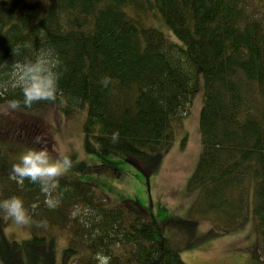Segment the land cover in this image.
<instances>
[{"label":"trees","instance_id":"trees-1","mask_svg":"<svg viewBox=\"0 0 264 264\" xmlns=\"http://www.w3.org/2000/svg\"><path fill=\"white\" fill-rule=\"evenodd\" d=\"M263 2L0 0V103L55 106L70 121L82 113L85 151L121 154L148 179L191 113L199 74L205 84L203 149L188 186L197 195L187 217L161 222L151 203L135 198L111 205L94 184L77 178L60 177L45 193L0 163V200H23L31 232L22 240L8 235L12 219L0 209V264H98V252L111 257L109 264H187L182 252L216 234L202 233V220L230 232L252 212L264 261ZM154 19L184 46L151 26ZM46 48L59 58L55 97L26 106L11 85L14 62ZM106 74L108 86L101 83Z\"/></svg>","mask_w":264,"mask_h":264},{"label":"rangeland","instance_id":"rangeland-1","mask_svg":"<svg viewBox=\"0 0 264 264\" xmlns=\"http://www.w3.org/2000/svg\"><path fill=\"white\" fill-rule=\"evenodd\" d=\"M150 25L162 31L170 41L184 46L161 19L152 20ZM204 95V77L199 74L191 113L179 128L160 171L149 179L124 162L121 154L107 150L95 154L86 152L82 127L84 115L79 113L77 120L70 121L55 106L0 112V163L8 165L9 168L5 169L11 171V165L22 151L29 146L38 147L35 137L41 135L53 157L67 155L72 161V166L56 179L69 177L92 183L111 205H118L126 198L138 199L144 205L151 203L161 222L173 216L187 217L197 195L190 192L188 186L198 168L203 149L199 123ZM31 128H34L33 131ZM252 215V218L247 216L239 229L230 232L222 231L212 221L202 220L200 231L207 233L214 229L216 234L195 248L183 251L184 261L187 264H264L258 258V222L254 212ZM5 231L17 240L31 236L26 224H16L13 220L6 224Z\"/></svg>","mask_w":264,"mask_h":264},{"label":"clouds","instance_id":"clouds-1","mask_svg":"<svg viewBox=\"0 0 264 264\" xmlns=\"http://www.w3.org/2000/svg\"><path fill=\"white\" fill-rule=\"evenodd\" d=\"M19 47L18 45L15 51L18 52ZM58 64L59 58L52 48L40 50L34 58L25 57L22 60H15L11 85L21 89L24 105L30 106L33 101L55 97L59 80ZM111 79V76L106 74L101 83L108 86ZM20 105L19 99L6 100L0 104V112L16 110ZM116 136L118 132L113 133V137ZM35 143L38 147L29 146L19 154L11 165L10 175L21 180L28 177L31 181L40 184L42 192L48 193L55 187L56 178L72 166V161L67 155L62 158L53 157L47 142L41 135L35 137ZM46 202L50 207L55 204L51 198ZM0 209H3L16 224H25L30 219L23 200L19 196L12 195L0 200ZM40 223H46V221H40ZM96 257L98 264H109L111 259L110 256L100 252L96 254Z\"/></svg>","mask_w":264,"mask_h":264}]
</instances>
